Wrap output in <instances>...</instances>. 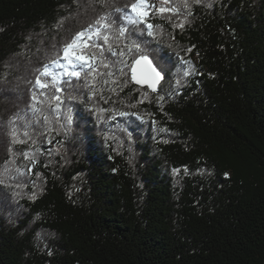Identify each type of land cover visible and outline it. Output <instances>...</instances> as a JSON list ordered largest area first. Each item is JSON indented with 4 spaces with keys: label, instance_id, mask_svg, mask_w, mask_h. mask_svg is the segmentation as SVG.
I'll use <instances>...</instances> for the list:
<instances>
[{
    "label": "trees",
    "instance_id": "1",
    "mask_svg": "<svg viewBox=\"0 0 264 264\" xmlns=\"http://www.w3.org/2000/svg\"><path fill=\"white\" fill-rule=\"evenodd\" d=\"M136 2L0 0V264H264V0Z\"/></svg>",
    "mask_w": 264,
    "mask_h": 264
},
{
    "label": "snow or ice",
    "instance_id": "2",
    "mask_svg": "<svg viewBox=\"0 0 264 264\" xmlns=\"http://www.w3.org/2000/svg\"><path fill=\"white\" fill-rule=\"evenodd\" d=\"M145 4V0H137L136 3L131 5L132 11L133 13L136 14V17L139 18V21L142 22L144 16L147 14L145 11H143V7ZM168 9H160V11H166ZM117 11H119V9H117ZM129 22L130 23H137V19L136 18H132V17H128ZM106 21V17L101 16L97 19L96 23L98 25L107 27L108 25L105 24ZM92 26L89 25V29ZM149 27H153V25H149ZM87 31H81L79 33H77L76 37L73 38L71 43H68L65 48H64V59L67 60L69 62V65H71L73 63V61H82L84 64L88 63V60L80 54H77V52L75 51L76 47H77V40H79L81 37H83L85 35V32ZM120 34L123 35L124 34V29L121 28L120 29ZM96 35H100V32L97 31ZM105 41L108 40V37L105 35L104 36ZM138 47V46H136ZM55 63V62H53ZM137 65H146V70L145 68H140L139 69V74H138V69L136 67L133 68V79L136 80L137 83H147L149 85V87H151L153 90H155V85L160 81L161 79V74L160 72H157L155 68H152L151 63L148 61L147 57H141L140 60L136 61ZM65 74L70 76V77H78L79 74L75 71H68L67 68H65ZM42 75L47 76L48 75V71H47V67H45L44 71L42 72ZM37 84H40V80L39 77L37 78ZM45 85H41V87H44ZM59 91V89H57ZM13 139H15V136L13 134Z\"/></svg>",
    "mask_w": 264,
    "mask_h": 264
},
{
    "label": "water",
    "instance_id": "3",
    "mask_svg": "<svg viewBox=\"0 0 264 264\" xmlns=\"http://www.w3.org/2000/svg\"><path fill=\"white\" fill-rule=\"evenodd\" d=\"M141 57H147L148 61L151 63L152 68H155L156 71H157V72H160V74H161V79H160V81L155 85V90H153L151 87H149V85H148L147 83H137L136 80L133 79V71H132V70H133L134 67H136V68L138 69V74H139V69H140V68L143 67V68H145V70H146V65H143V64H141V65H137V64H136V61H137V60H140ZM141 57L137 58V59L132 63V65H131V67H130V80H131V83H132L133 85H136V86L140 87V88H147L149 92H151V93H153V94H157V93L159 92L160 84H161V82H162V80H163V75H162L161 71L159 70V68L157 67V65H156V64L154 63V61L152 60V58H150L149 56H141Z\"/></svg>",
    "mask_w": 264,
    "mask_h": 264
}]
</instances>
